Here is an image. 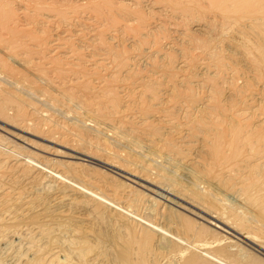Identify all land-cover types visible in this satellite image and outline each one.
Segmentation results:
<instances>
[{
	"label": "rangeland",
	"instance_id": "1",
	"mask_svg": "<svg viewBox=\"0 0 264 264\" xmlns=\"http://www.w3.org/2000/svg\"><path fill=\"white\" fill-rule=\"evenodd\" d=\"M136 1L110 0L113 15L106 25L84 18L89 22L81 32L71 29L63 50L80 59L90 76L86 80L102 76L100 86L109 87L107 93L100 87V99H90V107L76 100H82L76 93L83 87L62 101L60 92L56 97V89L41 82L53 72L48 61L31 64L39 55H30L31 61L22 49L10 50L13 59L0 67V264H216L205 253L229 264H264L258 250L264 251V0L242 3L237 17L210 6L177 19L157 17ZM19 7L13 4V12L19 14ZM123 20L138 28L134 38L131 29L117 27ZM49 29L30 30L44 40L53 32ZM95 35L109 41L121 62L117 66L110 58L114 68L108 59V73L95 67L90 75L93 48L82 41ZM39 64L43 73L48 70L45 76ZM137 85L141 93L135 97ZM145 105L149 122L141 126L134 115ZM122 115L128 116L125 121ZM72 147L93 159L75 156ZM14 151L34 155L64 178L43 179L27 166L14 174L7 158ZM105 158L111 166L96 161ZM86 175L111 189L102 190V197L114 207L81 193H73L69 205L54 202L71 183L86 187ZM162 189L171 193L169 203L161 198ZM30 241L32 248L25 246Z\"/></svg>",
	"mask_w": 264,
	"mask_h": 264
},
{
	"label": "bare ground",
	"instance_id": "2",
	"mask_svg": "<svg viewBox=\"0 0 264 264\" xmlns=\"http://www.w3.org/2000/svg\"><path fill=\"white\" fill-rule=\"evenodd\" d=\"M110 1V0H109ZM108 0H75V1H73V0H0V67H3V68H5V66H7L8 65V60L7 59H9V58H12L13 59V57H10V55L12 54V51H10V50H14L15 49V52H17V50L18 49H22L23 51H21V54L23 55V56H27V55H29V56H27V58L29 57L30 58V55H32V57L34 58L35 56H40V57H35L34 59H33V61L31 60V58H30V60L32 61V63L31 64H33V63H35V66H36V63H40L41 61H48L47 63L48 64H50L51 66H52V64L53 63H57V62H61L60 63V65L58 66V67H56L55 66V64H54V66H55V68L54 67H49V65L47 66V67H49L51 70H52V72H53V75H52V77L51 76H48V74H46L47 72H48V70H47V72L46 73H43V71L45 70L44 69V66H43V68L41 67V65L39 64V68H38V70L39 69H41V71H40V73L42 72L43 73V75L44 74H46L47 76H45V78L44 77H42L41 78V76H40V74H39V78H41V82H43V83H48L49 84V86L50 87H52V89L53 88H55L56 89V91H54L55 93V95H56V97H58V96H60L61 94V100L63 101H65V100H67L66 98H68V92H71L72 91V89H75V88H80V87H83L82 89H80L81 91V93L79 92H77L76 93V91H74L75 93H76V96H77V98H81L82 100H79V99H76V97H75V99L76 100H78V103H79V106L81 107V105L82 104H85V103H87L88 101H90V99L91 100H93V98H94V100L95 99H97L98 97H100V94L99 93H97V92H99L101 89L103 90V88H101L100 89V87H104V89L105 88H107V87H105L103 84H102V86H100V84H101V81L102 80H104V79H102V80H100L101 78H102V76L101 75H99V76H101L100 77V79H99V77L97 78V79H95L94 81H93V83H92V81L90 80L89 81V79H85L86 77L85 76H87V74H85V70L83 71L82 69L85 67L84 65H83V63H80V59H77V60H73L74 58L73 57H75V56H73V57H71V54H72V51L70 52V51H68V49H67V51H64L63 49H64V47H65V45H69V43H68V39H69V36H71L72 35V31H71V29H73V30H75V32H77L76 34H78V32H81L82 31V29H81V27H83L82 25H85L86 24V22H89V21H86V20H83L84 18H86V19H91L92 18V20L93 21H95V22H100V23H102L103 24V26L104 25H106L105 24V22L104 21H108V19L107 18H109V17H111V14H112V7L113 6H111L112 4H110V2H109ZM141 1H143V2H145V4L144 5H146L148 8H150V9H152V11L153 12H155L157 15V17H158V15L159 16H166V17H171V18H173V19H177V18H179V15H184V14H186V13H189V12H193V11H201V7H207V8H209L210 6L212 7V9H214V10H216V11H219V12H221V13H224V14H230V13H234V16H236L235 15V13L236 12H239L240 10V8L242 7L241 5H242V3H247L249 0H141ZM253 1V0H252ZM255 1V0H254ZM256 2V1H255ZM136 3H138L139 5H141L140 4V1L138 0V1H136ZM13 4H17V5H19V6H21V8L19 7V10H18V8H17V11H19V14L18 13H15L16 11L15 10H13L12 9V5ZM248 4V3H247ZM204 5V6H203ZM255 5V4H254ZM18 7V6H17ZM249 7V6H248ZM258 8H259V6H258ZM154 9H156V10H154ZM206 9V8H205ZM210 9V8H209ZM244 9V8H243ZM211 10V9H210ZM13 11H15V12H13ZM135 11V10H134ZM223 11V12H222ZM205 12V11H204ZM213 11H211V14H213L212 13ZM258 12V11H257ZM117 13H118V11H117ZM200 13V12H199ZM136 14H137V12H136ZM193 14V13H192ZM201 14V13H200ZM208 14V13H207ZM113 15V14H112ZM123 15H124V13H123ZM187 15V14H186ZM209 15V14H208ZM226 15V16H227ZM238 15V14H237ZM254 15H256V13L254 14ZM116 16V15H115ZM199 16V15H198ZM215 16V15H214ZM114 17V16H113ZM122 17V16H121ZM156 17V18H157ZM237 17V16H236ZM234 18V17H233ZM164 19H165V17H164ZM75 21V23H78V22H81V23H79L77 26H75V27H77V28H75V27H71L70 25H73V22ZM91 21V20H90ZM103 21V22H102ZM120 21V20H119ZM124 21V20H123ZM128 20H126V21H124V22H119V26H117L119 29H124L125 30V28L126 29H131L133 32H132V37H131V35L129 36L131 39L132 38H134V36H136L137 35V31H138V28H136V27H133L132 25H130V23L129 22H127ZM141 21V20H140ZM144 21V20H143ZM198 21V20H197ZM110 22V21H109ZM117 22V21H116ZM136 22H138V18L136 19ZM142 22V21H141ZM184 22V21H183ZM230 22V21H229ZM91 23H93V22H91ZM140 23V22H139ZM196 23V22H195ZM99 24V23H98ZM138 24V23H137ZM174 24V23H173ZM180 24V23H179ZM201 24V23H200ZM228 24V23H227ZM118 25V24H117ZM121 25V26H120ZM150 25V24H149ZM178 25V24H177ZM34 26L36 27V26H38L40 29H44L45 27H47V26H52V30H53V32H52V30L51 29H49V30H51V32H52V34L50 35V37H49V39H46V37H45V39L43 40V35L41 36L40 35V37H43V38H40L38 35H36V34H38L37 33V31L36 30H34V31H31L32 30V28L34 29ZM86 26V25H85ZM91 26H93V25H91ZM108 26V25H107ZM148 26V25H147ZM198 26H199V23H198ZM80 27V28H79ZM90 27V26H89ZM95 27H97L96 25H95ZM29 30H28V29ZM85 28V27H84ZM109 28V27H108ZM116 27H114V29H115ZM155 28V27H154ZM198 28H200V27H198ZM31 29V30H30ZM87 29V28H86ZM97 29V28H96ZM118 29V30H119ZM143 29V28H142ZM177 29V28H176ZM202 29H203V27H202ZM89 30V29H88ZM87 30V31H88ZM93 30V29H92ZM100 30V29H99ZM174 30V29H173ZM199 30V29H198ZM30 31V32H29ZM94 31H95V29H94ZM93 31V32H94ZM115 31H117V30H115ZM32 32V33H31ZM40 32V31H39ZM43 31L41 30V33H42ZM72 32V33H71ZM74 32V33H75ZM90 32V31H89ZM98 32V31H97ZM176 32V31H175ZM174 32V33H175ZM71 33V34H70ZM96 33V32H95ZM94 33V34H95ZM101 33V32H100ZM75 34V35H76ZM89 34V33H88ZM93 33H91V35H92ZM104 34V33H103ZM140 34V33H139ZM138 34V35H139ZM97 35H99V34H97ZM184 35V34H183ZM80 36V35H79ZM84 36V35H83ZM82 36V37H83ZM86 36V35H85ZM105 36V35H104ZM113 36V35H112ZM128 36V35H127ZM73 37V36H72ZM109 37V36H108ZM115 36H113V38H114ZM89 38V37H88ZM142 38V37H141ZM106 39V38H105ZM108 39V38H107ZM106 39V40H107ZM110 39V38H109ZM84 40H86V39H84ZM82 41V39H81V41H82V43H84V45H82V46H91L92 48H93V52H92V55H91V57H90V59H87V61H88V65H92V68H91V66L90 67H88V68H91V69H87L86 71H88V70H92V72H94L93 70L95 69V67H96V69H101L102 71H104V72H106V69H107V67H106V64H107V60L108 59H112V58H116V60H118V63H116L117 64V66H118V64L121 62V60H120V56L118 55V51H115L114 49H113V47L112 46H110V44L107 42V44H106V41L104 40V39H102L101 37H99V36H96L95 35V38L94 39H91L90 38V41L89 42H85V41ZM134 41V40H133ZM92 43V44H91ZM72 45V44H71ZM79 48V47H78ZM70 49H72V48H70ZM89 49V48H88ZM91 49V48H90ZM10 51V52H9ZM45 52L46 54H47V56H44V54H42V52ZM74 51V50H73ZM150 51V50H149ZM43 52V53H44ZM18 53H20V52H18ZM75 53V52H74ZM124 53V52H123ZM121 54V53H120ZM34 55V56H33ZM74 55V54H73ZM79 55V54H78ZM113 55H114V57H113ZM23 56H21V57H23ZM56 56V57H55ZM77 56V55H76ZM124 56V55H123ZM122 56V57H123ZM80 57V56H79ZM78 57V58H79ZM26 57L24 58V62L25 61H27L26 59H27ZM15 59V58H14ZM23 59V58H22ZM36 59V60H35ZM92 59V60H91ZM110 59V60H111ZM123 59V58H122ZM125 59V58H124ZM18 60H20L19 58H18ZM29 60V59H28ZM23 61V60H22ZM31 61H29V62H31ZM87 61H85V62H87ZM112 61L113 60H111V64H112ZM183 61V60H182ZM16 62V61H15ZM116 62V61H115ZM66 63V64H65ZM70 63V64H69ZM109 63V64H110ZM124 63V62H123ZM130 63V62H129ZM17 64V63H16ZM28 64V63H27ZM42 65H43V63H41ZM115 64V63H114ZM24 65V64H23ZM38 65V64H37ZM46 65V64H45ZM61 65H63L64 67L62 68V66ZM120 65V64H119ZM130 64H128V68H130V66H129ZM183 65H184V63H183ZM26 66H28V65H26ZM112 66H113V64H112ZM116 66V67H117ZM29 67V66H28ZM111 67V66H110ZM115 67V68H116ZM125 67V66H124ZM132 67V66H131ZM113 68H114V66H113ZM113 68H111V69H113ZM120 68V67H119ZM31 68H29V70H27L28 72L29 71H31L30 70ZM44 69V70H43ZM84 69H86V68H84ZM111 69H109V71L111 70ZM33 70H36L37 71V69H34V65H33ZM43 70V71H42ZM114 70V69H113ZM126 71V70H125ZM128 71V70H127ZM35 72V71H34ZM34 72H33V74H34ZM39 72V71H38ZM89 72V71H88ZM96 72L98 73V71L96 70ZM115 72V71H114ZM113 72V73H114ZM117 72H118V70H117ZM119 72H120V70H119ZM124 72V71H123ZM90 73V75H91V72H89ZM95 73V72H94ZM101 73V72H100ZM106 73H108V72H106ZM105 73V74H106ZM126 73H128V72H126ZM30 74V73H29ZM28 74V75H29ZM32 74V73H31ZM38 74V73H37ZM110 74H111V72H110ZM115 74V73H114ZM97 75V76H98ZM31 76V75H30ZM34 76H35V74H34ZM54 76V77H53ZM94 76H96V75H94ZM111 76H112V74H111ZM36 77H38L37 75H36ZM85 77V78H84ZM87 77H90L89 75L87 76ZM23 78H24V75H23ZM34 78V77H33ZM38 78V79H39ZM79 78L81 79V80H79ZM84 79V80H83ZM94 79V78H93ZM115 79V78H114ZM26 80V79H25ZM28 80V79H27ZM32 80V79H31ZM105 80H107V79H105ZM111 80H112V78H111ZM39 81V80H38ZM38 81H37V83H38ZM109 81V80H108ZM32 82V81H31ZM31 82H30V84H31ZM34 82L36 83V81H35V79H34ZM103 83H104V81H102ZM106 83H107V81H105ZM27 83V82H26ZM33 85H34V83H33ZM44 85V84H43ZM42 86V85H41ZM46 86H48V85H46ZM89 86V87H88ZM45 89H46V87H44ZM109 88V87H108ZM47 89H49V87H47ZM51 89V88H50ZM66 89L68 90V91H66ZM100 89V90H99ZM112 89V88H111ZM121 89H123V88H121ZM76 90V89H75ZM136 90V91H135ZM91 91H95V92H92L93 94V96H90L88 93H90ZM103 91H105L106 92V89L105 90H103ZM103 91H101L100 93H102ZM110 91H112V90H110ZM134 91L135 92H137V94L135 95V97L137 96V95H140L139 93H141V90H140V86L139 85H137V87H135L134 88ZM58 92H60L61 94L60 95H57V93ZM119 92V91H118ZM104 93V92H103ZM103 93L101 94V96H103ZM107 93V92H106ZM106 93H105V95H106ZM112 93H114V92H112ZM123 93V92H122ZM134 93V92H133ZM72 94H70L69 95V97L71 96ZM107 96V95H106ZM114 96V99H115V96L116 95H113ZM51 97H52V95H51ZM72 97V96H71ZM111 97H112V94H111ZM110 96H109V98H111ZM138 97H140V96H138ZM143 97V96H142ZM60 98V97H59ZM87 98L89 99V100H87ZM104 98V97H103ZM103 98L101 97V99L103 100ZM117 98V97H116ZM146 98V97H145ZM54 99V98H53ZM58 99V98H57ZM69 99V98H68ZM72 99H73V97H72ZM74 99V100H75ZM98 99H100V98H98ZM106 98H104V100H105ZM113 98H111V100H112ZM125 99V98H124ZM127 99V98H126ZM125 99V100H126ZM142 99V98H141ZM59 100V99H58ZM60 100V101H61ZM69 100H71V98L69 99ZM110 100V99H109ZM131 100V99H130ZM138 100V99H137ZM143 100V99H142ZM101 101V100H100ZM107 101H108V98H107V100L105 101V103H107ZM129 101V100H128ZM57 102V101H56ZM72 102V101H71ZM97 102H98V100H97ZM96 102V103H97ZM102 102V101H101ZM111 102V101H110ZM122 102V101H121ZM144 102V101H143ZM186 101H184V100H182L181 101V104L179 103V105H180V107H182V108H184L185 110H186V108L184 107V106H186L185 104H187V103H185ZM207 102V101H206ZM205 102V103H206ZM65 103V102H64ZM67 103V102H66ZM77 103V102H76ZM89 104H87L88 106L89 105H91L90 104V102H88ZM92 103V102H91ZM135 103H137V102H135ZM141 103V102H140ZM98 104V103H97ZM103 104V103H102ZM122 104V103H121ZM66 105H68V104H66ZM77 105V104H76ZM105 105V104H104ZM108 105H110V103L108 104ZM124 105V104H123ZM128 105V104H127ZM126 105V106H127ZM131 105V104H130ZM135 105V104H134ZM144 105V104H143ZM205 105H207V103L205 104ZM87 106V107H88ZM93 106V105H92ZM96 106V105H95ZM94 106V107H95ZM106 106V105H105ZM125 106V105H124ZM125 106V107H126ZM140 106V105H139ZM146 106L147 105H145V107H144V110L143 111H141V109H142V106L140 107L141 109H139V108H137V109H139V111H137L136 112V114L134 115V116H136L135 118H136V120L138 119V121H137V123H139V125H144L145 124V122L147 123V122H149L148 121V118H146L147 116H146V110H147V108H146ZM204 106V105H203ZM90 107V106H89ZM103 107V106H102ZM107 107V106H106ZM128 107V106H127ZM136 107V106H135ZM92 108V107H91ZM99 108V107H98ZM131 108H133V107H131ZM95 109V108H94ZM104 109V108H103ZM129 109V108H128ZM146 109V110H145ZM92 110V109H91ZM101 111V108L100 109H98V111ZM132 110V109H131ZM97 112V111H96ZM110 112V111H109ZM114 112V111H113ZM117 112V111H116ZM135 112V111H134ZM186 112V111H185ZM115 113V112H114ZM138 113V114H137ZM145 113V114H144ZM111 114V113H110ZM132 114V113H131ZM120 115H121V113H120ZM152 115V114H151ZM133 116V117H134ZM144 116H146V117H144ZM128 116L127 115H122V117H120L123 121H125L126 120V118H127ZM152 118V117H151ZM154 119V118H153ZM152 120V119H151ZM187 122V121H186ZM149 124V123H148ZM186 125L187 124H185V126H182V128L181 129H184L185 130V128H187L186 127ZM181 126V125H180ZM179 126V127H180ZM170 129V128H169ZM177 131H178V129H177ZM176 131V133L177 134H179L178 132ZM181 132V131H180ZM234 135V134H233ZM237 137V136H236ZM260 137V136H259ZM235 138V137H234ZM233 138V139H234ZM241 138V137H240ZM233 139H231L232 141H233ZM241 139H243V138H241ZM262 139V138H261ZM244 140V139H243ZM243 140H241V142L240 143H242V141ZM262 141V140H261ZM230 142V141H229ZM229 142H227V144L229 143ZM244 142V141H243ZM231 143V142H230ZM233 143H234V141H233ZM18 144V143H17ZM17 144H15L16 146H17ZM243 144V143H242ZM251 144V143H250ZM65 145V144H64ZM67 145V144H66ZM69 145H71V144H69ZM228 145H230V144H228ZM227 145V146H228ZM235 146V145H234ZM236 147V146H235ZM233 149H235V148H233ZM6 150V149H5ZM12 150H15V149H12ZM2 151V150H1ZM21 151H23L24 152V150H20V152ZM70 151L75 155V156H79V157H83V158H90V159H93L92 157H90V156H88V155H86V154H83V153H81V152H79V151H77L76 149H74L73 147H72V149H70ZM8 152V151H7ZM11 152V151H10ZM15 153L14 154H10V155H8L7 156V158H8V160L11 162V165L9 166V168L8 169H11L13 172H19L20 170H22V169H24V168H22L21 169V167H23V166H27V167H30L32 170H36V171H38L39 172V174H42L41 176L43 177V179H44V177H49V178H51V179H53L54 181H57L58 179L60 180V179H62V178H64L63 177V173L62 172H60L58 169L56 170V169H51V170H47V168H45L44 167V165L41 163V162H39V160L37 161L33 156H31L32 154H24V153H20L19 151H14ZM54 152V151H53ZM1 153V152H0ZM4 153V152H3ZM12 153V152H11ZM18 153V154H17ZM32 153V152H31ZM33 153H35V152H33ZM55 153V155H56V152H54ZM6 154V153H5ZM35 154H37L38 155V153H35ZM72 154V155H73ZM42 156V155H41ZM47 156V155H46ZM60 156V155H59ZM38 157V156H37ZM46 158V157H45ZM45 158H43V160L45 159ZM4 159V158H3ZM47 159V158H46ZM80 159V158H79ZM43 160H42V162H43ZM96 160V159H95ZM1 161V160H0ZM5 161V160H4ZM8 161V162H9ZM98 163H99V165H101V166H103V167H108L109 165L111 166V164H109L108 163V160H106V158L105 159H97L96 160ZM2 163H4L3 162V160L1 161ZM60 162H61V160H60ZM63 162V161H62ZM69 162H71V161H69ZM76 162V161H75ZM77 163V162H76ZM75 163V164H76ZM9 164V163H8ZM56 164V163H55ZM58 164V163H57ZM56 164V165H57ZM66 164H67V162H66ZM1 165V164H0ZM43 165V166H42ZM3 166V165H2ZM54 166V165H53ZM61 166V165H60ZM50 167V166H49ZM62 167V166H61ZM1 168H3V167H1ZM30 168H28V169H30ZM56 168V167H55ZM64 168H66V167H64ZM68 168V167H67ZM6 169V168H5ZM27 169V170H28ZM73 169H74V167H73ZM76 169V168H75ZM84 169V168H83ZM0 170H2V169H0ZM62 170V169H61ZM64 170V169H63ZM71 170V169H70ZM69 170V171H70ZM2 171H4V170H2ZM30 171V170H29ZM66 171L68 172V170L66 169ZM72 171L73 170H71V172L70 173H72ZM16 172L14 173V174H16ZM31 173H32V171H30ZM29 172V173H30ZM22 173V172H21ZM74 173V172H73ZM89 173V172H88ZM33 174H34V172H33ZM83 174V173H82ZM86 174V173H85ZM1 175V174H0ZM72 175V174H71ZM78 175H80V174H78ZM247 175V174H246ZM12 176V175H11ZM22 176H24V173L22 174ZM25 176H26V174H25ZM38 176V175H37ZM87 176V175H86ZM1 177V176H0ZM16 177H18V176H16ZM88 177V176H87ZM243 177H245V176H243ZM243 177H242V179H243ZM20 178H23V177H20ZM30 178V177H29ZM29 178H27V179H29ZM32 178V177H31ZM76 178V177H75ZM79 178H81V177H79ZM94 178V177H93ZM42 179V180H43ZM246 179V178H245ZM249 179H250V177H249ZM24 180V179H23ZM79 180V179H78ZM82 180V179H81ZM85 180V179H84ZM92 180V178L90 179L89 177H88V179H87V181L85 182V184L87 185L86 187H84V186H79V185H77L76 183L74 184V183H71V184H73L72 186H71V188H70V190H68L67 192L68 193H64L63 192V194H62V196H59V197H57V198H55V200L56 201H54V202H58L59 201V203H61V204H63L64 206H66V205H69L70 203H72V194L73 193H81V194H83L85 197L86 196H88V197H90V198H93V199H95L96 201H98V202H100V203H104V204H106V205H109V206H111V207H114L115 205H113V204H111L109 201H107L104 197H102L103 196V191L102 190H105V191H107L108 192V190L110 189V188H108L106 185H102V184H94V182L93 181H91ZM247 180V179H246ZM27 181V180H26ZM36 181V180H35ZM68 181V180H67ZM72 181V180H71ZM51 182V181H50ZM78 182H80V180L78 181ZM105 182V181H104ZM38 183V182H37ZM99 183H101V182H99ZM243 183V182H242ZM242 183H240V184H242ZM109 184V183H108ZM242 185H244V184H242ZM242 185H240V186H242ZM245 186V185H244ZM243 186V187H244ZM110 187V186H109ZM243 187H241V188H243ZM5 188V187H4ZM7 189H8V187H6ZM116 188V187H115ZM245 188L246 189H248L249 191H251L250 189L252 188V186H249V185H246L245 186ZM244 189V188H243ZM246 189H245V191H243V192H246ZM5 190V189H4ZM111 190V189H110ZM109 190V191H110ZM123 190V189H122ZM126 190V189H125ZM163 190V189H162ZM167 190V189H166ZM242 190V189H241ZM3 191V190H2ZM14 191V190H13ZM104 191V192H105ZM114 191V190H113ZM116 191V190H115ZM253 191V190H252ZM5 192V191H4ZM4 192H2V193H4ZM11 192H12V190H11ZM11 192H9V194L11 193ZM15 192V191H14ZM19 192V191H18ZM162 192V191H161ZM163 192H165V194H163V196L161 197L164 201H166V202H168L169 201V198H168V195L169 194H171V193H169L168 191L166 192L165 190H163ZM122 193H124V192H122ZM252 193V192H251ZM7 194V193H6ZM8 194V195H9ZM105 194V196L107 195L106 193H104ZM5 195V194H4ZM7 195V196H8ZM13 195H15L16 196V194H12V196ZM18 195V194H17ZM100 195V196H99ZM115 195H117L116 193H115ZM128 195V194H127ZM1 196V195H0ZM3 196V195H2ZM7 196H5V198L7 197ZM53 196V195H52ZM0 198H2V197H0ZM9 198H10V196H9ZM8 198V199H9ZM106 198H107V196H106ZM115 198V197H114ZM125 198V197H124ZM121 199V198H120ZM2 200V202H3V199H1ZM7 200V199H6ZM78 200V199H77ZM115 200V199H114ZM90 201H92V200H90ZM119 201V200H118ZM1 202V201H0ZM9 202V201H8ZM125 202H126V200H125ZM171 202V201H170ZM5 202H3L2 204H4ZM13 203V202H12ZM59 203H57V204H59ZM95 203V202H94ZM169 203V202H168ZM115 204V203H114ZM5 205V204H4ZM25 205V204H24ZM23 205V206H24ZM98 205V204H97ZM117 205V204H116ZM1 206V205H0ZM70 207V206H69ZM0 209H1V207H0ZM64 209V208H63ZM75 209V208H74ZM19 210V209H18ZM24 211H27V210H29V207L26 205L25 207H24V209H23ZM55 210V209H54ZM57 211V210H56ZM60 211V210H59ZM23 212V211H22ZM65 212V211H64ZM4 214H5V212H4ZM28 214V213H27ZM65 214V213H64ZM8 215V214H7ZM22 216V215H21ZM74 216V215H73ZM24 217H25V215H24ZM46 217H47V215H46ZM77 218V217H76ZM45 220V219H44ZM50 222V221H49ZM25 226H27V224L25 225ZM30 226V225H29ZM147 226L148 227H152L156 232H159V234L161 233L162 234V229L160 228V227H158V226H156V225H152V226H149V224H147ZM28 227V226H27ZM35 227V226H34ZM25 229V228H24ZM23 229V230H24ZM31 229V228H30ZM34 229V228H33ZM36 229V228H35ZM7 230V229H6ZM37 230V229H36ZM152 230V229H151ZM33 231V230H32ZM39 231V230H38ZM43 231V230H42ZM15 232V231H14ZM13 232V233H14ZM41 232V231H40ZM16 233V232H15ZM30 233H31V230H30ZM29 233V234H30ZM28 234V232H27V235H29ZM25 235V234H24ZM23 236V235H22ZM26 236V235H25ZM43 236V235H42ZM39 237V236H38ZM26 238V237H25ZM43 238V237H42ZM47 238V237H46ZM29 239V238H28ZM38 239V238H37ZM41 239V238H40ZM246 240H248L247 238H245ZM3 240V239H2ZM9 240H11V239H9ZM39 241V240H38ZM13 242V241H12ZM45 242V241H44ZM250 242V241H249ZM28 243V244H27ZM31 243V241L30 242H26V244H25V246H27V247H29V245H31L30 244ZM33 243V242H32ZM35 243V242H34ZM33 243V244H34ZM8 245V244H7ZM251 245L252 246H254L255 248H257L258 249V247L257 246H255L254 244H252L251 243ZM23 247V246H22ZM31 248H32V245H31ZM23 249H24V247H23ZM29 249V248H28ZM25 250H26V248H25ZM258 250H260L262 253H264V251H262L261 250V248L260 249H258ZM29 251V250H28ZM25 253H27V252H25ZM201 253H203V252H201ZM6 254V253H5ZM204 254V253H203ZM203 256H205L206 258H208L209 260H211V261H213L214 263H216V264H229V263H227L226 261H224V260H221V259H218V258H215L214 256H212V254L211 255H209V254H207V253H205ZM18 259V258H17ZM20 260V259H19ZM58 264V263H57Z\"/></svg>",
	"mask_w": 264,
	"mask_h": 264
}]
</instances>
